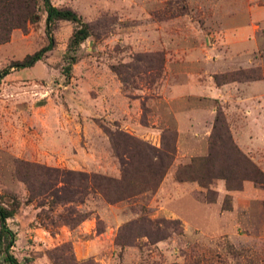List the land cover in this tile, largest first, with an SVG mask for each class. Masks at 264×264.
Instances as JSON below:
<instances>
[{
	"label": "rangeland",
	"instance_id": "1",
	"mask_svg": "<svg viewBox=\"0 0 264 264\" xmlns=\"http://www.w3.org/2000/svg\"><path fill=\"white\" fill-rule=\"evenodd\" d=\"M50 3L71 8L88 26L67 77L63 54L76 24L56 20L46 32L42 0L35 4L37 21L11 29L0 42V70L49 37L53 44L32 66L10 68L0 81V194L19 202L7 219L16 260L264 264V184L244 180L239 189L226 190L214 179L208 187L215 199L205 202L196 181L174 177L178 165L206 154L217 109L233 142L264 173V0ZM249 83L260 86L251 93L232 86ZM238 95L243 102L234 101ZM105 128L155 147L164 130L175 132L172 163L153 191L116 202L89 193L54 206L46 196H29L15 172L19 160L119 178L121 165ZM225 196L227 209L221 207ZM142 216L180 225L176 232L167 226L168 236L154 243L122 231V240L134 244H117L119 228ZM0 264L6 262L0 258Z\"/></svg>",
	"mask_w": 264,
	"mask_h": 264
},
{
	"label": "trees",
	"instance_id": "2",
	"mask_svg": "<svg viewBox=\"0 0 264 264\" xmlns=\"http://www.w3.org/2000/svg\"><path fill=\"white\" fill-rule=\"evenodd\" d=\"M42 3L46 32L49 33L56 20H66L76 24L68 37L63 54L62 72L67 77L71 65L76 61L73 52L89 34L87 23L83 22L71 8L57 7L52 5L50 0H42ZM35 4L36 0H0V42L7 40L11 29H23L26 22L37 21ZM52 45V38L49 37L48 42L39 49L26 54L21 60L12 61L8 67L0 70V81L10 68L32 66L52 48ZM214 81L217 84L221 83L218 75H214ZM105 131L109 134L113 149L119 158L121 165L119 178L100 173L63 171L59 168L19 160L16 162L15 172L26 184L29 196L33 198L46 196L49 198V204L54 206L68 201H83L89 193H98L107 202H116L140 192L153 191L172 163L175 153V132L164 130L161 133L160 146L155 147L120 130L113 132L105 128ZM166 133L170 135L168 139H164ZM115 134L119 135V140L115 138ZM174 177L178 181H196L205 189L203 193H197V197L205 202H213L215 199V191L208 187L214 179H222L226 190L239 189L244 180L264 184L263 171L233 142L220 109L216 110L212 131L207 138L206 154L191 157L187 163L178 165ZM5 197L8 199L5 200ZM228 206V196H225L221 207L227 209ZM18 207L19 202L13 195L0 194V258L6 264H20L11 252L14 232L7 225V219L15 214ZM82 217L83 215L80 214L76 219L80 220ZM157 222L143 216L130 220L119 228L115 242L120 246L134 244L133 239L122 240V231H125L129 237H146L154 243L168 236L167 226L176 232L175 226L180 225L178 219L162 218L159 224L165 225L166 228L160 227ZM67 223L70 224V221Z\"/></svg>",
	"mask_w": 264,
	"mask_h": 264
},
{
	"label": "crops",
	"instance_id": "3",
	"mask_svg": "<svg viewBox=\"0 0 264 264\" xmlns=\"http://www.w3.org/2000/svg\"><path fill=\"white\" fill-rule=\"evenodd\" d=\"M222 86H227L226 84L225 85H222ZM233 86V88H235L236 90H240L241 88H244V89H246V92H248V93H251V90H253V89H255V88H257L258 86H260V85H258L257 83H255V84H253V83H249L248 85H246V84H240V85H232ZM239 88V89H237V87ZM220 88H222V87H220ZM237 99H235L234 101L235 102H238V100L240 101V102H243L242 101V98L243 97H241L240 95H238L237 97H236Z\"/></svg>",
	"mask_w": 264,
	"mask_h": 264
}]
</instances>
